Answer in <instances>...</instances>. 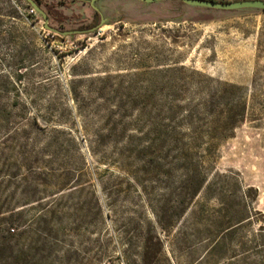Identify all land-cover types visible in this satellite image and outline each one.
<instances>
[{"label":"rangeland","instance_id":"obj_1","mask_svg":"<svg viewBox=\"0 0 264 264\" xmlns=\"http://www.w3.org/2000/svg\"><path fill=\"white\" fill-rule=\"evenodd\" d=\"M89 1L0 0V264H264V12Z\"/></svg>","mask_w":264,"mask_h":264},{"label":"water","instance_id":"obj_2","mask_svg":"<svg viewBox=\"0 0 264 264\" xmlns=\"http://www.w3.org/2000/svg\"><path fill=\"white\" fill-rule=\"evenodd\" d=\"M25 1L38 15L41 16L44 23L46 24L48 22L46 15L39 8V6H37L32 0H25ZM97 1L99 0H91L88 2V4L92 8L93 4ZM133 1L141 2L144 4H155L161 2L177 1L190 8H198V9H205L212 11L233 12V11H241V10H255V11L264 12V1H260V0L242 1V2H234V3H217L209 0H133ZM102 26H103V21L101 20L100 24L91 31H87V32L68 31L64 33H58V32L55 33L61 37L79 36V35L93 33L95 30L100 29Z\"/></svg>","mask_w":264,"mask_h":264},{"label":"trees","instance_id":"obj_3","mask_svg":"<svg viewBox=\"0 0 264 264\" xmlns=\"http://www.w3.org/2000/svg\"><path fill=\"white\" fill-rule=\"evenodd\" d=\"M37 6H40L42 4L41 0H32ZM210 1V0H209ZM221 111L218 112L217 116V125L213 129L212 134L217 137L221 138V141L228 140L232 137V134L234 132L236 124L240 123L243 120L245 110H246V104L242 101H237L235 104L230 103H221L220 105ZM219 146L215 145V151L217 150ZM220 179H228V177L225 176H218ZM205 184V181L202 180V182L199 184L198 188L196 189L195 193L197 194L202 186ZM239 183H235V186H239ZM212 185H207L206 189H211ZM256 199V195L254 196L253 201ZM248 214L250 213V210L248 208ZM245 218V217H243ZM243 220H248V218H245Z\"/></svg>","mask_w":264,"mask_h":264},{"label":"flooded vegetation","instance_id":"obj_4","mask_svg":"<svg viewBox=\"0 0 264 264\" xmlns=\"http://www.w3.org/2000/svg\"><path fill=\"white\" fill-rule=\"evenodd\" d=\"M84 4H86V3H84ZM89 5V4H88ZM94 10V17H96V16H99V13H98V10L97 9H93ZM96 27H93L92 29H90V30H88V31H91V30H93V29H95ZM81 32H83V31H81ZM85 32H87V31H85Z\"/></svg>","mask_w":264,"mask_h":264}]
</instances>
